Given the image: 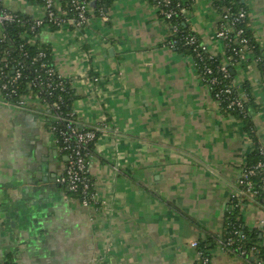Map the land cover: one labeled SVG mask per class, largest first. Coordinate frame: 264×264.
Segmentation results:
<instances>
[{
  "label": "crops",
  "instance_id": "1",
  "mask_svg": "<svg viewBox=\"0 0 264 264\" xmlns=\"http://www.w3.org/2000/svg\"><path fill=\"white\" fill-rule=\"evenodd\" d=\"M180 1L183 24L225 60L213 0ZM1 2L28 18L42 13L35 0ZM91 6L82 30L45 27L38 43L70 81L78 126L104 124L90 158L94 204L56 183L68 159L41 105L0 99V264H198L191 243L222 237L255 141L264 148V0H246L261 63L248 53L231 67L251 97L255 138L220 108L193 58L169 46L170 24L151 0H112L107 21ZM241 215L264 232V203L248 199ZM211 257L251 264L219 246Z\"/></svg>",
  "mask_w": 264,
  "mask_h": 264
},
{
  "label": "built area",
  "instance_id": "2",
  "mask_svg": "<svg viewBox=\"0 0 264 264\" xmlns=\"http://www.w3.org/2000/svg\"><path fill=\"white\" fill-rule=\"evenodd\" d=\"M98 1L101 0H71V11L74 13V16L71 17L55 0H43V4L36 3L41 8L42 13L32 18L34 21L29 33L22 36L21 41L23 43L14 45L12 40H9L7 47L0 52L1 101L19 110L26 109L33 103L41 105V109L49 121L50 130L55 137V141L68 159L65 168L58 174L56 183L67 193L75 195L85 207H90L94 204V182L90 176L91 148L95 146L100 132L104 129V124L83 128L78 126L74 110L63 113V93L67 89V77L60 74L54 65L47 63L44 51H39L28 63L30 55L25 50V45H33L38 42L39 33L45 27L54 26L58 30L67 28H74L76 31L82 30L90 21L91 4L96 3L97 7ZM151 1L156 9L162 8V15L171 28L168 44L171 48H175L176 40L172 36L179 32V27L176 23L171 22L179 18L181 14H184L186 9L183 4L174 0ZM20 15L23 14L10 10L0 0L1 27L6 28L10 24L20 21ZM99 16L103 21L108 20L107 13L103 8L99 9ZM231 17L232 14L228 10L222 16V19L227 21ZM233 17V23H238L247 18V13L240 11ZM229 29L224 23H221V28L217 31L216 37L227 41L226 47H230L232 52L226 58L227 63L236 65L246 60L251 42L248 38L243 37L244 31L241 29L236 32L237 39H231L229 37ZM7 39V35L2 34L0 43L7 42ZM187 44L193 46L195 51L199 49L207 50L205 45L200 44L196 36L188 38ZM211 54L209 59L213 60L215 54ZM255 61L261 62V58L255 59ZM218 71L221 74V78L215 75L213 68L206 67L204 75L207 78L202 76V80L208 85L212 94L214 90L217 91L213 96L220 106L223 103V96L230 98L234 94V85L224 83L230 77L228 65L221 66ZM26 87L30 91L29 94L24 93V88ZM245 99L246 97L230 99L228 108L239 109L243 112ZM259 153L264 158V148L260 147ZM263 172L264 160H261L253 167H244L231 201L238 200L241 196H247L249 199H256L259 196L264 197V178L259 184L253 181L254 177ZM219 242V247L224 251L227 248L232 251L229 242ZM191 246L197 250L199 264H212L211 259L199 251L198 241H193ZM241 255L244 254L241 253Z\"/></svg>",
  "mask_w": 264,
  "mask_h": 264
},
{
  "label": "trees",
  "instance_id": "3",
  "mask_svg": "<svg viewBox=\"0 0 264 264\" xmlns=\"http://www.w3.org/2000/svg\"><path fill=\"white\" fill-rule=\"evenodd\" d=\"M58 5L66 10L68 12V15L74 16V13L71 11L72 4L71 0H55ZM175 2H182L180 0H174ZM214 6L220 11L221 14V21L219 23V29L221 28V23H224L226 27L230 28L229 29V37L233 40L237 39L236 32L237 30L241 29L244 31L243 37H246L250 40L251 45L248 49L249 53H252L255 59L260 58V50H258L256 43L254 42L253 38L250 35L249 29H248V17L245 20H242L238 23H233V16L237 15L240 11L248 12L247 11V6H246V0H213ZM35 3L38 4H43V0H35ZM112 0H101L98 1L97 7L95 9V13L99 15V9L103 8L105 12L107 13L108 8L111 6ZM184 6V5H183ZM185 8V6H184ZM162 9V8H161ZM159 9L160 14L162 18L164 16L162 15V10ZM186 9V8H185ZM229 10V13L232 14V17L225 21L222 19V16ZM182 17L183 14L180 15L179 18L175 19L171 23H176L179 27V32L177 34H174L172 36L173 39L176 40V47L175 49L191 56L194 60V65L196 66V69L200 73L201 77L205 76V68L206 67H211L215 71V75L221 78V74L218 71V69L221 66H227L228 65V72H229V79L227 81H224V83H230L234 85V94L228 98L226 96L222 97L223 103L220 105V108L226 112L236 114L239 118L245 120L247 122L246 129L250 133V135L254 137V133H252V125L250 124V119H249V107L251 103V97L248 94V91H244L243 94H240L238 91L239 89L241 90L242 87L244 86H237L235 84V76L231 71V67L233 65L231 63H226L225 60H223L222 57L214 55V59L210 60L209 56L212 55L208 50H201L199 49L198 51L194 50V47L191 45L187 44V39L190 38L191 36H196L195 33L190 31L187 27V25H184L182 22ZM20 21L14 22L7 26L6 28L0 26V38L2 34L7 35V42L5 43H0V52L3 50V48L7 47V43H9V40H12L14 45H18L21 43L22 36L24 34L29 33V29L31 28L33 24V19L25 17L23 15L19 16ZM53 30H58L56 27H51ZM39 31V30H38ZM226 42L223 40L224 46H225V58L230 56L232 54L230 47H226ZM23 43V42H22ZM25 43V42H24ZM200 44L201 41H200ZM25 50L28 52L30 55V59H28V63L31 62V59L37 55L39 51H44L46 53V61L48 64H52V55H51V50L48 46L42 45L38 42H36L33 45L26 44L25 45ZM1 56V53H0ZM261 63V62H260ZM66 91L63 93V108L62 111L63 113H68L72 111V102L75 99L74 91L71 87L69 79H66ZM38 91V89H37ZM217 91H213L216 93ZM24 93L29 94L30 91L26 88H24ZM243 96L247 97L244 100V111H240L239 109H229L228 105L230 102V99L232 98H242ZM255 149L253 153L249 156V162L246 167H253L255 166L258 162L261 160H264L263 157H261L259 153L260 145L257 143V140L255 141ZM93 146L91 148V152H93ZM93 154V153H92ZM264 178V172L260 173V175H257L256 177L253 178V181L256 184H259L262 179ZM71 194V193H69ZM73 195V194H71ZM75 196V195H74ZM249 198L247 196H241L238 200L231 201V209L228 210L227 215H226V230L224 234L222 235L221 238L219 237H208L204 241H199V251L203 253V255L209 257L212 261L211 257V251L215 249L217 246H219V241H224V242H229L230 246L232 248V251H230L228 248L226 249V252L229 253L230 255H235L244 258L248 262L252 264H257V263H264V232L261 230H250L245 226L243 220H242V215H241V210L243 208V205H245L246 201ZM262 203H264V197L259 196L256 199ZM236 250V251H235ZM243 253L244 255H241ZM199 264V262H198Z\"/></svg>",
  "mask_w": 264,
  "mask_h": 264
},
{
  "label": "water",
  "instance_id": "4",
  "mask_svg": "<svg viewBox=\"0 0 264 264\" xmlns=\"http://www.w3.org/2000/svg\"><path fill=\"white\" fill-rule=\"evenodd\" d=\"M93 4V6H96V3H92ZM168 255H170V252L168 253Z\"/></svg>",
  "mask_w": 264,
  "mask_h": 264
},
{
  "label": "rangeland",
  "instance_id": "5",
  "mask_svg": "<svg viewBox=\"0 0 264 264\" xmlns=\"http://www.w3.org/2000/svg\"><path fill=\"white\" fill-rule=\"evenodd\" d=\"M240 178V177H239ZM233 205H231V207H232Z\"/></svg>",
  "mask_w": 264,
  "mask_h": 264
}]
</instances>
